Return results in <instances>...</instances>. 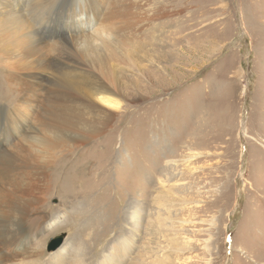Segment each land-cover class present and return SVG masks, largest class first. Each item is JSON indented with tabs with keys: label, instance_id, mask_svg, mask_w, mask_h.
Masks as SVG:
<instances>
[{
	"label": "rangeland",
	"instance_id": "obj_1",
	"mask_svg": "<svg viewBox=\"0 0 264 264\" xmlns=\"http://www.w3.org/2000/svg\"><path fill=\"white\" fill-rule=\"evenodd\" d=\"M135 3L111 24L132 21L107 66L117 108L89 102L30 159L0 165V264H60L46 248L63 233L59 247H76L63 264L77 249L100 264L121 241L150 264H264V0ZM60 5L55 29L71 16ZM108 11L94 22L109 26ZM140 46L130 67L124 50Z\"/></svg>",
	"mask_w": 264,
	"mask_h": 264
},
{
	"label": "bare ground",
	"instance_id": "obj_2",
	"mask_svg": "<svg viewBox=\"0 0 264 264\" xmlns=\"http://www.w3.org/2000/svg\"><path fill=\"white\" fill-rule=\"evenodd\" d=\"M133 1L134 4L131 0H0V165L10 164L16 156L20 161L30 159L38 144L45 148L48 132L71 129L74 122L71 119L78 114L74 111L89 108V102L117 108L120 98L113 79L107 75V66L117 48L123 50L130 45L120 36V29L125 33L132 21L124 23L114 32L111 24L119 19H133L131 11L137 7ZM56 2L67 9V15L71 14L63 21L64 27L59 29L54 28V21L49 15ZM104 9L109 10L104 17L109 26L93 20L99 19ZM79 10H83L82 14L86 13V19L79 22L86 27L80 28L81 32L75 36L62 38L65 31L78 29L76 24L80 18L72 15ZM93 22L94 26L102 28L100 32L95 31L94 36L90 34ZM54 31L57 33L55 36L61 38L51 40L50 35ZM81 36L83 44L80 43ZM140 51L141 46L128 48L122 58L130 67H137L133 56ZM43 84L45 89L41 88ZM29 122H33L32 127ZM23 131H27L25 136ZM11 135L24 138L8 151L2 148V144H8L14 138ZM23 142L28 144L27 149L22 147ZM1 177L0 174V181ZM9 197L0 186V205L8 203ZM132 214L130 221L135 227L138 214L136 211ZM64 239L62 245L66 241ZM131 248L130 243H117L103 256L100 264H150L141 253L131 258ZM75 249L66 248V251L58 247L48 253L52 259L63 264V257ZM83 253L81 249L74 251L68 258L70 264H85Z\"/></svg>",
	"mask_w": 264,
	"mask_h": 264
},
{
	"label": "water",
	"instance_id": "obj_3",
	"mask_svg": "<svg viewBox=\"0 0 264 264\" xmlns=\"http://www.w3.org/2000/svg\"><path fill=\"white\" fill-rule=\"evenodd\" d=\"M65 238V234H60L52 238L47 245V252L55 251L61 244L62 240Z\"/></svg>",
	"mask_w": 264,
	"mask_h": 264
}]
</instances>
